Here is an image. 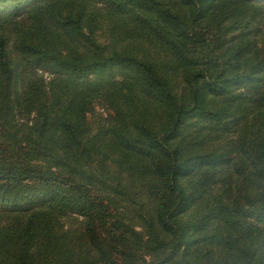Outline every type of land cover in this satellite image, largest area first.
Segmentation results:
<instances>
[{"label": "trees", "instance_id": "trees-1", "mask_svg": "<svg viewBox=\"0 0 264 264\" xmlns=\"http://www.w3.org/2000/svg\"><path fill=\"white\" fill-rule=\"evenodd\" d=\"M0 264H264V0H0Z\"/></svg>", "mask_w": 264, "mask_h": 264}, {"label": "rangeland", "instance_id": "rangeland-1", "mask_svg": "<svg viewBox=\"0 0 264 264\" xmlns=\"http://www.w3.org/2000/svg\"><path fill=\"white\" fill-rule=\"evenodd\" d=\"M99 110L106 113L105 109L103 108H99Z\"/></svg>", "mask_w": 264, "mask_h": 264}]
</instances>
